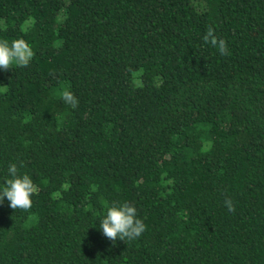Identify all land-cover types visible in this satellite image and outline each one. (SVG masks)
Segmentation results:
<instances>
[{
    "label": "trees",
    "instance_id": "1",
    "mask_svg": "<svg viewBox=\"0 0 264 264\" xmlns=\"http://www.w3.org/2000/svg\"><path fill=\"white\" fill-rule=\"evenodd\" d=\"M19 38L0 186L15 163L36 192L0 203V264H264V0H0V40ZM113 201L140 237L102 234Z\"/></svg>",
    "mask_w": 264,
    "mask_h": 264
},
{
    "label": "clouds",
    "instance_id": "2",
    "mask_svg": "<svg viewBox=\"0 0 264 264\" xmlns=\"http://www.w3.org/2000/svg\"><path fill=\"white\" fill-rule=\"evenodd\" d=\"M203 39L205 43L217 48L221 55L227 54V42L216 36L213 27H207ZM33 56L31 46L23 38L15 39L11 43L7 40H0V69L4 71L10 70L13 64L22 67L28 66ZM59 95L63 102L73 109L78 107L79 100L70 90L63 89ZM8 173L10 178L0 186V203H3L7 198L9 207L13 210L30 209L32 206L31 197L36 192V186L31 177L28 174H18L15 163L9 165ZM224 204L229 211H234L231 199H225ZM99 225L102 234L113 243L117 239L124 242L135 240L146 230L143 220L137 218L135 206L127 202L113 201L106 205V213L99 221Z\"/></svg>",
    "mask_w": 264,
    "mask_h": 264
}]
</instances>
